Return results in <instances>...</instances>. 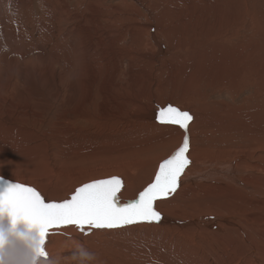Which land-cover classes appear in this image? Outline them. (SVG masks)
<instances>
[{
  "label": "rangeland",
  "instance_id": "1",
  "mask_svg": "<svg viewBox=\"0 0 264 264\" xmlns=\"http://www.w3.org/2000/svg\"><path fill=\"white\" fill-rule=\"evenodd\" d=\"M15 9V15H23L25 24L43 18L35 33L26 30L29 33L27 44L35 45L36 50L31 51L28 45L17 43L15 56L9 59L5 53L0 58V177L34 186L39 192H42L39 183L48 185L45 193L42 192L44 197L47 195V201H61L68 199L75 188L84 183L111 176L124 180L123 176H127L132 168L133 174L142 172L150 176L180 146L179 142L144 138L143 132L150 134L157 127H163L156 119L142 117L149 116L155 104L159 108L172 105L188 111L193 116V125L202 122L203 128L192 132L193 151L187 158L197 160L199 158L194 157L198 156L199 150L207 155L218 149L217 153L226 152L231 160V152L237 147L250 149L253 146L256 159L264 162V83L255 89L248 86V82L237 91L230 89V82H211L204 71H199L197 77L201 79L196 95L194 91L182 89L181 85L185 84L181 75L180 80L175 81L179 67L175 62H166L161 74L153 76L151 65L146 64L145 59L140 62L149 67H134L136 63L130 60L131 54H153L147 45L149 31L145 30L150 22L152 30L167 40L172 52L188 53V46L183 43L190 37L225 36L227 43L224 46L230 51L217 59L213 55L206 59L211 76H217L222 59L225 61L223 70L240 63L236 59H242L245 68L252 64L257 66L255 72L263 74L258 77L264 81V0H0L2 26L1 15H5L4 12L12 15ZM137 15H140L137 21H143L145 25L136 23L133 17ZM173 27L176 32L182 30L180 32L188 34L180 45L168 33ZM85 31H93L95 36L112 41L113 47L116 46L114 51L122 53L119 56L116 53L119 60L124 55L129 56L127 62L134 64L129 68L122 61L124 76L133 77L136 73L133 78H139L138 71H141L143 77L149 76L145 77L147 80L129 82L131 78H127L124 90H116L108 71L81 74L80 80L74 78L73 73L67 74L58 57L66 58L69 51L68 59L75 61L70 63L80 66L76 60V47L66 52L62 37L73 44L76 36ZM25 50L33 54V58L29 55L32 60L29 56L21 58ZM44 55L46 59H43ZM156 66L160 68L155 63ZM194 68H188L186 76L193 73ZM185 80H189L188 77ZM151 81L158 88L153 93L156 99H150L139 109V103L146 102ZM226 106L232 111L229 116ZM254 112L256 116L250 124L254 133L247 136L248 115ZM195 140L202 143L197 146L193 143ZM189 206L197 208L195 204ZM72 227L60 229L75 230L73 235L50 230L43 246L50 259L40 258L39 264H67L66 253L82 247V238L93 233L83 235ZM167 236L163 235L161 239ZM104 239H89V247L98 242L92 249L100 254L109 243L107 238Z\"/></svg>",
  "mask_w": 264,
  "mask_h": 264
},
{
  "label": "bare ground",
  "instance_id": "2",
  "mask_svg": "<svg viewBox=\"0 0 264 264\" xmlns=\"http://www.w3.org/2000/svg\"><path fill=\"white\" fill-rule=\"evenodd\" d=\"M16 11L17 9L11 13L12 15L5 12V15H1L4 25L2 26V22L0 21V36L3 37V39L0 38V58H2L1 56H4L5 53V57L9 59L15 56V48L18 49L17 43H23L25 46L28 45L31 51L36 50V47H33L35 45L27 44L29 43V38L26 35H29V33L26 30L30 29L32 33H35V29H37L43 17L34 20L36 22L30 21L25 24L23 15H15ZM137 16H132L136 23L145 25L142 23L143 21H137L140 15ZM84 18L86 19V17ZM149 23L150 22L146 24L145 30L149 31L147 45L150 46L153 54H131V62L136 63L134 67L139 68V65H151L150 68L154 73L153 76H158L161 74V69H163L166 62H175L179 65V67H177L178 77L175 81L180 80L181 75L183 83L185 84L181 85L182 89L194 91L196 95L198 82L201 79L197 77V72L199 71H204L211 82H219L221 84L230 82L232 84L230 89L237 91L242 89V87L241 89L239 88L240 86H244L248 82V86H252L255 89L258 88L259 84L264 83L262 78L259 79L258 77V75L263 74L255 72V67L257 66L252 64L245 68L242 59H236V61L240 60V63H236L224 70L222 69V65L225 61L222 59L221 66L217 69V76H211V72L205 64L206 59L210 55H213L215 59H217L219 55H225L230 51L224 46L227 43L225 36H218L217 38L209 36L206 38L190 37V39H185L186 42L183 43L188 46V53L178 51L172 52L167 46V40L159 36L156 31H153L151 28L152 25ZM180 31L176 32V27L168 31V33L174 37L178 45L182 43L181 41L184 36L188 37V34ZM92 32H81L80 36H76L77 40H75L73 44H70V41H65V38L62 37L63 42L66 43L64 48L66 52L70 48L73 49L74 46L76 47V60H78L80 66V68H78L75 64L70 63L75 61L68 59V55L71 54H68L69 51L66 53V58H62L61 56L60 58L58 57V59L62 60L67 74L73 73L74 78H79L81 74L85 73L94 75L101 71H108L112 76V83L115 84L116 90H124L127 78H131L129 82L132 80H137L138 82L147 80L149 76H145L147 78L143 77L141 71H138L141 75H139V78H133L136 73L135 75L132 74L133 77L124 76L125 69L122 61H124L125 66L129 68H132L134 64L127 62L129 56L124 55L119 60L120 57L118 56L122 53L119 54L117 50L116 52L114 51L113 48L116 46L113 47V42L102 37H97ZM198 32L200 31L198 30ZM221 32L222 30L220 33ZM211 35L214 36L213 33H211ZM201 39L203 41L197 45L196 42ZM2 42L8 44L10 48L6 45L4 46ZM138 43H141V41L139 40ZM116 53L118 56H116ZM75 54L72 53L74 56ZM29 55L30 53H27L25 50V52H22L21 58L23 59ZM30 56L28 57L29 59L32 57ZM5 57L4 59H6ZM43 59H46V55L43 56ZM142 59H145L144 62L146 64L140 62ZM66 60H69V62ZM149 60L153 63L149 62ZM0 61L2 60L0 59ZM155 63L157 65L159 64L160 68H157V66L155 67ZM17 65H19V62ZM148 65L146 66L149 67ZM192 66L195 67L194 72L186 76L188 68ZM147 67L145 69H147ZM134 71H136V69ZM226 75L230 77L227 79L224 78ZM185 77H188L189 80H185ZM78 80H80V78ZM152 81L151 83L149 82V84H151L148 87L149 92L147 90L148 94L145 95V97L147 96V99L145 98L146 102L142 100L143 102L139 103V109L143 107L144 103H148L150 99H156L153 93L158 88ZM220 88L223 87L221 86ZM179 90L180 88L178 91ZM135 102H133V104H135ZM159 109L161 108L155 104L150 109L151 114L142 117H147L148 120H158ZM225 109L226 115L229 116V113L232 111L229 110V106H226ZM255 116V112L248 115L249 120H247V123H249V125L246 129L247 136H252L254 133V128L250 124L253 123ZM219 117L221 118V116ZM133 118L141 117L133 116ZM161 125L163 127H157L150 134L143 132L144 138L151 141L163 139V142H179L181 146L184 139V130L177 125ZM234 126L236 128L241 127V125ZM202 128V122H197L196 125H193L192 120V122L189 123L188 135L190 137V144L186 155H189V153L193 151L191 149L192 132L196 133ZM193 143L199 146L202 141L195 140ZM217 151L219 150L216 149L207 155H203V151L199 150L197 153L198 156L194 157L199 159L192 160L188 158L190 164L181 175L176 192L154 203L155 209L159 211L162 216L159 223H137V225L134 224V226L129 225L131 227L124 226L120 227L121 229L114 228L116 230H90V232L93 231V233L89 235L88 238H86L87 236L82 238V247L66 253L67 264H264V162H260V160L256 159L257 157H255L253 146L250 149H241L237 147L231 152L233 156L231 160L228 159L226 152L220 155V152L217 153ZM133 169L134 168L128 172L127 176H123L124 187L119 194L123 202L134 199L143 188L154 180L158 171L155 169L152 175L148 176L142 172H135L136 174H133ZM39 185L42 192L45 193V189L48 185H41V183H39ZM42 192L40 191L43 196ZM44 198L47 200V195ZM193 204L197 206L196 209H192L189 206ZM175 209L177 210L174 211ZM53 231L60 233L61 229L55 228ZM61 232L73 235L76 231L69 228ZM152 232L157 234L154 235ZM175 233L177 236H175ZM158 234L160 236L162 235V238L163 235L168 236L165 239H161V237L157 236ZM180 237L182 238L180 239ZM92 238L95 240L107 238L109 240L105 249L101 247L104 250H102L100 254L97 253L98 251L93 250V247H95L98 242L92 245L93 249L91 246L89 247L88 240ZM55 239L60 241V238ZM98 246L100 248V244ZM242 259L244 261H241ZM180 260L185 262H181ZM44 264L47 263L44 262Z\"/></svg>",
  "mask_w": 264,
  "mask_h": 264
},
{
  "label": "snow or ice",
  "instance_id": "3",
  "mask_svg": "<svg viewBox=\"0 0 264 264\" xmlns=\"http://www.w3.org/2000/svg\"><path fill=\"white\" fill-rule=\"evenodd\" d=\"M157 119L163 124L177 125L184 130L181 146L159 165L154 180L131 201L123 202L120 192L123 179L111 176L84 183L76 188L70 198L47 201L34 187L7 183L0 192V210L7 208L14 219H22L40 231L46 240L49 229L74 225L85 229H114L137 223H159L162 216L154 207L157 200L176 192L179 179L190 164L189 123L193 116L172 105L159 109ZM2 181V178H0Z\"/></svg>",
  "mask_w": 264,
  "mask_h": 264
},
{
  "label": "water",
  "instance_id": "4",
  "mask_svg": "<svg viewBox=\"0 0 264 264\" xmlns=\"http://www.w3.org/2000/svg\"><path fill=\"white\" fill-rule=\"evenodd\" d=\"M0 178H2V181H0V192L6 189L8 182L15 183L4 177ZM69 226L74 225L64 227ZM74 227L78 229L76 226ZM55 228L49 229V232ZM93 229H86L83 232L78 230L85 235ZM44 243L45 239L41 237L37 228L22 219H14L7 208L0 210V264H39L38 260L40 258L50 259V256L43 248Z\"/></svg>",
  "mask_w": 264,
  "mask_h": 264
}]
</instances>
